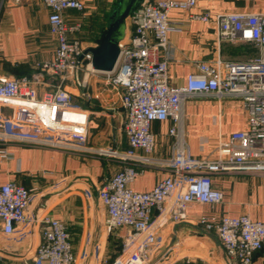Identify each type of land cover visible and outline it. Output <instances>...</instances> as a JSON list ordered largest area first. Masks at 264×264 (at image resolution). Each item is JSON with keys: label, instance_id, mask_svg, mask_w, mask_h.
<instances>
[{"label": "built area", "instance_id": "built-area-1", "mask_svg": "<svg viewBox=\"0 0 264 264\" xmlns=\"http://www.w3.org/2000/svg\"><path fill=\"white\" fill-rule=\"evenodd\" d=\"M42 1L51 9L50 32L57 40V48L53 58L37 62V67L63 81L81 70L94 71L92 53L80 39L70 36L81 24L70 25L64 16L68 9L84 10L85 2ZM197 4L198 0H143L130 16L132 36L118 43L117 63L106 71L108 83L123 89L121 100L129 142L127 150H99L100 154L126 162L99 189V197L107 208L104 230L120 240V250L106 264H162L158 257L153 258L160 228L166 222L186 220L194 203L221 202L223 192L213 185L215 174L264 173V12L227 11L212 15L209 11H196ZM174 9L188 11L195 20L213 21L221 40L256 43L259 53L245 61L221 57L199 61L185 85H171L170 62L163 54L171 44L170 12ZM41 72L0 78V138L63 148L83 147L88 139L87 112L74 103L63 82L39 96L36 84ZM199 96L241 101L247 113L246 127L220 139L215 156L195 157L187 145L167 158L153 156V122L172 118L176 125L170 131L179 136L184 102ZM8 155V148L0 145V162ZM158 166L167 168L168 175L152 190L132 187L147 167ZM31 191L14 180L0 186V222L5 233H13L18 224L27 221ZM199 221L209 229L215 228L226 254L240 264H252L254 254L264 247V221L248 214L223 215L219 219L205 216ZM37 222L40 242L31 258L16 264H79L67 223L50 215L37 218Z\"/></svg>", "mask_w": 264, "mask_h": 264}, {"label": "crops", "instance_id": "crops-1", "mask_svg": "<svg viewBox=\"0 0 264 264\" xmlns=\"http://www.w3.org/2000/svg\"><path fill=\"white\" fill-rule=\"evenodd\" d=\"M84 10L64 12L68 24L80 23L81 28L70 34L82 41L90 51L97 48L116 19L121 2L130 0H83ZM115 31L118 43L129 40L134 32L132 11ZM196 11L212 15L227 11L264 12V0H198ZM51 9L42 0H0V78L32 76L41 70L37 62L55 56L57 40L50 32ZM170 47L164 55L170 62L169 83L183 86L187 76L199 61L223 58L245 61L257 56L256 43L219 38L213 21L192 19L188 11L170 12ZM92 53V52H91ZM93 55V54H92ZM81 70L64 81L58 75L41 72L36 84L39 96L63 86L71 93L74 103L88 114V139L79 149L56 147L18 138H0V145L9 155L0 162V186L14 180L30 188L31 203L27 221L7 234L0 222V264H16L31 258L40 242L37 218L50 215L65 221L72 236L74 250L81 264L109 258L118 253L120 240L103 227L107 208L99 197L106 178L121 170L126 162L100 154V148L127 150L126 113L122 105L121 87H112L106 71ZM183 119L176 136L170 129L176 125L170 118L152 124L155 138L153 156L170 157L187 145L195 157L216 155L220 139L233 131L244 129L247 113L239 100L229 97L199 96L184 102ZM141 152V151H139ZM134 163H138L134 161ZM139 164V163H138ZM168 169L147 167L132 187L139 191L152 190L165 177ZM213 185L223 192L216 204L194 203L188 218L182 222H166L159 230L153 258L162 264H240L229 257L215 228L200 223L201 217L248 214L264 221V173L231 172L213 176ZM157 210L153 211V215ZM125 230L123 229L121 233ZM252 264H264V247L254 254Z\"/></svg>", "mask_w": 264, "mask_h": 264}, {"label": "water", "instance_id": "water-1", "mask_svg": "<svg viewBox=\"0 0 264 264\" xmlns=\"http://www.w3.org/2000/svg\"><path fill=\"white\" fill-rule=\"evenodd\" d=\"M138 1L139 0H130L127 5H123L121 2V5L118 6L117 11L118 9H121V11L115 14L116 19L110 24L101 44L97 48L91 50L93 54V65L96 69L110 71L115 67L120 49L114 33L124 22L125 18L129 15ZM156 259L157 257L154 258V260Z\"/></svg>", "mask_w": 264, "mask_h": 264}, {"label": "rangeland", "instance_id": "rangeland-1", "mask_svg": "<svg viewBox=\"0 0 264 264\" xmlns=\"http://www.w3.org/2000/svg\"><path fill=\"white\" fill-rule=\"evenodd\" d=\"M107 259H109V258H107ZM106 258H104V259H101V260H98V259H95V260H93L92 262L94 263H96L97 262V264H106L107 262H106V260H107ZM85 263V260H83V259H81V264H84Z\"/></svg>", "mask_w": 264, "mask_h": 264}, {"label": "trees", "instance_id": "trees-1", "mask_svg": "<svg viewBox=\"0 0 264 264\" xmlns=\"http://www.w3.org/2000/svg\"><path fill=\"white\" fill-rule=\"evenodd\" d=\"M119 249H120V246H119Z\"/></svg>", "mask_w": 264, "mask_h": 264}]
</instances>
